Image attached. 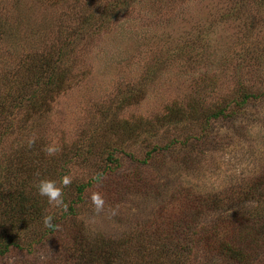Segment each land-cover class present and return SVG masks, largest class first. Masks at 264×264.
I'll return each mask as SVG.
<instances>
[{"label":"rangeland","instance_id":"1","mask_svg":"<svg viewBox=\"0 0 264 264\" xmlns=\"http://www.w3.org/2000/svg\"><path fill=\"white\" fill-rule=\"evenodd\" d=\"M64 175L66 210L35 188ZM21 190L34 207L4 230ZM169 212L182 230L163 264H225L199 241L221 217L220 236L252 252L238 264H264V0H0V235L20 233L0 264H60L72 234L124 243L110 264H137ZM45 215L58 228L44 237Z\"/></svg>","mask_w":264,"mask_h":264},{"label":"trees","instance_id":"2","mask_svg":"<svg viewBox=\"0 0 264 264\" xmlns=\"http://www.w3.org/2000/svg\"><path fill=\"white\" fill-rule=\"evenodd\" d=\"M48 58V57H47ZM47 58H45V56H42V60H41V66H44V69L46 68V70H44L45 72L51 73L52 76L50 78V80H48V83L51 85H55L56 81H63L64 77L61 75V73H57L55 71V68L57 66L56 63L52 62L51 64H47ZM35 98V94H33V99ZM32 99V101H33ZM177 114V113H176ZM222 112L219 111L217 112L215 115L219 116L221 115ZM16 172L18 173V171L16 170ZM14 178H17L16 174L14 173ZM16 180V179H15ZM259 181L261 180V178L258 179ZM17 186H20L19 181H16ZM9 198V209L11 206H13V209L10 210H6L5 211V216L8 218L7 220L9 221V226L5 227L4 226V230L8 229V228H14V226L12 225V223L14 224L15 222H19L20 220V214L22 216H24L26 213V217H24V221L27 222V217L28 216V209L32 208L33 209V203L30 201V199L26 198L25 194L22 192H17L16 195H12L8 196ZM189 200H183L185 204H187L189 207H198V205L196 204L197 202H201V199L199 197H195V198H191L190 196L187 197ZM255 211V208L253 210ZM2 213V211H1ZM171 215L169 220H162L161 222L158 223H154L153 226L151 225V229L153 228V230L151 232L148 233V238L151 239V241L155 238L158 239V241L154 244L153 248L155 249L152 255H149L148 253L146 254V256H144L140 262L137 264H163L160 260L163 259L164 255L159 254V247L160 246H164L166 243L162 242V240L167 237L172 235L171 233H174L175 231H177L178 229H180L179 227L175 226V221H172L174 212H169ZM184 217V216H183ZM218 218V220L213 223L214 226L210 228V225L207 227H204L205 229H207V232L210 233V237L207 236H203L201 240L199 241H204V244L206 245L207 248L211 247L212 245H214L217 250H209L215 253L216 256L218 255H226L228 258L225 259L222 263L225 264H229V259L232 258L234 259V261L238 264L240 261H244L245 257H249V259H251V255L252 252L246 251V252H239L237 253V249L235 248V246L233 245L232 242L227 241L225 239H223L220 236V230H219V226L221 225V223H224L225 219ZM241 218L245 221H247V215L243 214L241 215ZM55 223V222H54ZM57 225V223H55ZM264 224V222H263ZM15 229V228H14ZM2 230V231H4ZM50 230V231H49ZM45 232V236H47L48 234H50L52 231H54L53 229H49ZM175 230V231H174ZM182 230V229H180ZM49 231V232H48ZM180 232V231H179ZM0 233H2L0 231ZM3 234V233H2ZM194 233L191 234V240L194 241V237L196 236H192ZM20 235V233L17 231L16 234L13 231H11V233L7 234V235H0V255H6L9 253V251H11V249H13V247H18L19 245L16 243L15 241V237ZM147 237V236H146ZM219 238L220 241L217 242L215 240H213V238ZM263 237L264 238V231H262L261 235L257 236L256 238H260ZM71 239V244H70V248L67 251V253H62L61 258L59 259V263L60 264H110L111 261H117L114 260V258H117V256L123 255V257H125L127 255V253H130V247H125L127 245H125L124 243L120 244L119 246L116 245V243L114 244H110L109 246H98L96 241L90 240L87 241L85 239V237L83 236H78L75 234H72V236L69 237ZM264 240V239H263ZM135 247H137V244L135 245ZM189 245L187 246H183V245H177V244H173V248L172 250L169 248H164V252L165 253H170L172 252V254H176L179 255L181 252H187L188 251ZM201 248V246H200ZM240 260V261H239ZM203 264H215L213 262H211V260H207L206 263ZM231 264V263H230Z\"/></svg>","mask_w":264,"mask_h":264},{"label":"clouds","instance_id":"3","mask_svg":"<svg viewBox=\"0 0 264 264\" xmlns=\"http://www.w3.org/2000/svg\"><path fill=\"white\" fill-rule=\"evenodd\" d=\"M34 143L33 140H29L28 144L31 146ZM43 151L48 156H54L59 148L54 144L46 145ZM72 177L70 175H64L61 177L59 183L54 179H41L38 183L35 184V188L41 197H46L50 205H53L57 208L67 209V205L64 201L63 187H67L72 183ZM99 182V180H98ZM92 205H94L97 212L101 211L104 206V199L101 193L93 192L90 196ZM43 224L46 228L57 229L58 225L54 223V217L52 215H45L43 217Z\"/></svg>","mask_w":264,"mask_h":264}]
</instances>
